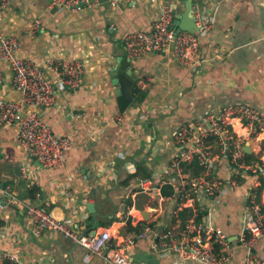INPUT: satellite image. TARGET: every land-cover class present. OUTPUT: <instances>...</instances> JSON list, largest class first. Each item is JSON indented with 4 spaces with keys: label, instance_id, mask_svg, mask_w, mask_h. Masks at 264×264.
<instances>
[{
    "label": "crops",
    "instance_id": "crops-1",
    "mask_svg": "<svg viewBox=\"0 0 264 264\" xmlns=\"http://www.w3.org/2000/svg\"><path fill=\"white\" fill-rule=\"evenodd\" d=\"M194 1L216 5L213 28L200 40L207 61L196 72L164 54L128 58L122 37L129 30L149 27L154 7L147 0H122L116 7L100 3L77 12L50 8L48 0H13L8 10L0 12V28L19 37L23 57L37 63L48 56L87 60L82 84L58 91L52 106L38 109L56 133L72 139L66 168L48 169L30 161L36 183L29 184L22 176L27 160L15 142V127H0V197L4 200L0 203V251L8 253L14 263L105 264L99 256L86 262L83 248L58 234L46 232L35 238L30 232L29 217L23 210L27 203L44 206L58 218L70 217L77 225L63 193L67 174L73 177L70 188L77 210L85 203L87 221L91 217L96 223L93 229L109 228L114 237L137 229L140 221L137 214V218L128 216L125 208L134 183L145 177L161 178L151 193L155 198L147 207V220L155 230H163L175 221L172 212L178 205L176 200L170 214L167 196H176L181 185L178 176L165 172L177 151L171 141L174 125L222 101L247 100L264 107V0ZM183 8L184 0H175V14ZM36 17L41 20L38 26L33 24ZM123 62H128L131 74L126 77L132 86L140 75L151 80L142 89L146 95L139 107L132 101L121 110L115 94L118 84L113 83L112 75L124 78L120 74ZM0 68V98L18 99L10 69L3 62ZM117 112L122 115L120 121ZM236 130L243 132L238 125ZM254 154L256 158L247 153L246 161L262 164L264 153ZM182 169L187 180L202 170L197 160L184 163ZM248 179L231 188L214 213L216 224L234 242L241 230ZM257 200L263 209V178ZM89 203L94 204V212L88 209ZM196 204L203 207L200 196ZM188 215L186 210L179 212L182 220ZM2 233L6 234L3 238ZM151 242V238L138 240L131 249L133 260L173 264L172 256L155 253ZM235 249L233 264H241L245 249L237 245ZM252 250L264 259V239Z\"/></svg>",
    "mask_w": 264,
    "mask_h": 264
},
{
    "label": "built area",
    "instance_id": "built-area-1",
    "mask_svg": "<svg viewBox=\"0 0 264 264\" xmlns=\"http://www.w3.org/2000/svg\"><path fill=\"white\" fill-rule=\"evenodd\" d=\"M12 1L0 0V12L8 10ZM121 1L107 0V3L116 7ZM147 1L154 7L149 27L129 30L122 37L128 58L137 60L148 54H164L179 66L188 67L194 72L201 71L207 58L202 53L200 40L209 35L213 28L216 5L212 2L210 6H205L193 0L191 13L197 30L192 32L174 28L175 0ZM48 2L50 8L75 12L100 4L98 0ZM40 22V18L36 17L33 24L38 26ZM20 48L19 37L0 28V62L7 64L12 85L20 93L18 99L0 98V127H15V142L27 160L22 166V176L33 184L36 183V175L30 161H38L48 169L66 168L67 154L73 146L71 137L56 133L38 109L52 106L58 91L80 86L87 60L48 56L43 63H37L23 57ZM1 78L0 68V82ZM150 80V76L140 75L136 86L142 90ZM137 105L139 107L140 103ZM116 119L122 120L120 112L116 113ZM237 125L243 130L242 133L236 130ZM171 141L177 151L168 160L165 172L169 170L178 176L181 185L176 196H167L169 202L166 207L170 214L176 200L178 205L172 212L175 221L163 230L157 231L151 226L135 206L134 199L138 192H148L150 199L145 205L147 210L155 198L151 193L156 189V184L161 183V178L145 177L134 183L130 195L125 199V208L128 216L134 214L137 218L138 215L140 221L135 225L137 229L125 236L114 237L109 228L86 230V205L83 203L80 212L77 210L70 188L73 177L67 174L62 183L63 193L67 206L71 205L70 213L76 216L77 225L72 223L70 217L58 218L44 206L27 203L23 205V210L29 217L31 234L41 238L46 232H52L68 239L83 248L86 262L99 256L105 264H148L145 261L135 262L131 249L138 240L151 238L152 250L172 256L173 264H233L236 245L245 249L241 264H264V259L252 250L264 239V211L257 200V187L261 178L264 179V155L261 156L262 164L248 162L243 149L245 142H248L252 152L264 153V107L247 100L212 104L199 114L176 123ZM193 160H197L202 170L187 180L182 176V165ZM83 177L86 175L83 174ZM246 178H249L250 185L243 195L245 210L241 217V230L234 242L216 224L214 213L228 191ZM197 196L202 198L203 207L197 206ZM185 210L189 215L182 220L179 212ZM5 235L2 233L1 237ZM0 264L31 263H14L8 253L0 251Z\"/></svg>",
    "mask_w": 264,
    "mask_h": 264
},
{
    "label": "water",
    "instance_id": "water-1",
    "mask_svg": "<svg viewBox=\"0 0 264 264\" xmlns=\"http://www.w3.org/2000/svg\"><path fill=\"white\" fill-rule=\"evenodd\" d=\"M98 1L102 4H105L107 2V0H98ZM192 5H193V0H184V8L180 13L176 14L174 22H173V26L177 31L187 30V31L193 32L197 30L195 20L191 13ZM120 60H121V57H119V61ZM116 70L117 69H115V71ZM127 74L130 75L131 71L128 70ZM112 77H113V83L118 84V88H116L115 94L118 96L119 107L130 104L133 101V96H132L133 86H132L130 77H124L120 79L117 73H114ZM243 149L246 153L251 155L253 158H256L248 142H245V144L243 145ZM35 162H36L35 164L41 165L38 161H35ZM134 199H135V206L138 207L142 211V214L147 219L149 212L145 209V205L150 199V194L145 191L138 192L134 196ZM0 203L4 204V200L2 197H0ZM87 207L91 212H94L93 203H89Z\"/></svg>",
    "mask_w": 264,
    "mask_h": 264
},
{
    "label": "trees",
    "instance_id": "trees-1",
    "mask_svg": "<svg viewBox=\"0 0 264 264\" xmlns=\"http://www.w3.org/2000/svg\"><path fill=\"white\" fill-rule=\"evenodd\" d=\"M127 67H128V62H123L122 66H121L120 74L124 77L128 76L127 75ZM145 95H146L145 92L142 91L139 87H137L134 84V86L132 88L133 103H141L144 100ZM128 105L122 106V107H120V109L123 110ZM263 211H264V207H263ZM92 216L94 217L93 214H92ZM102 223H105V222L103 221ZM95 226H96V223L91 219V217H89V219L87 221V225H86V230L88 231L90 229H93V227H95Z\"/></svg>",
    "mask_w": 264,
    "mask_h": 264
},
{
    "label": "rangeland",
    "instance_id": "rangeland-1",
    "mask_svg": "<svg viewBox=\"0 0 264 264\" xmlns=\"http://www.w3.org/2000/svg\"><path fill=\"white\" fill-rule=\"evenodd\" d=\"M128 201H129V199H128ZM140 258H142V257H139V260H140Z\"/></svg>",
    "mask_w": 264,
    "mask_h": 264
}]
</instances>
